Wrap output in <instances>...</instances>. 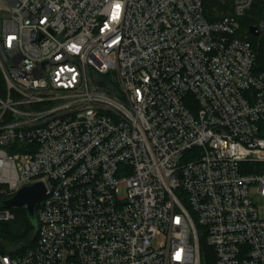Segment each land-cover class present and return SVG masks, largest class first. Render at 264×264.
<instances>
[{
	"label": "built area",
	"instance_id": "1",
	"mask_svg": "<svg viewBox=\"0 0 264 264\" xmlns=\"http://www.w3.org/2000/svg\"><path fill=\"white\" fill-rule=\"evenodd\" d=\"M252 1L0 0V195L45 187L0 264H264Z\"/></svg>",
	"mask_w": 264,
	"mask_h": 264
},
{
	"label": "trees",
	"instance_id": "2",
	"mask_svg": "<svg viewBox=\"0 0 264 264\" xmlns=\"http://www.w3.org/2000/svg\"><path fill=\"white\" fill-rule=\"evenodd\" d=\"M202 10L208 22L220 20L225 15V10L219 0H201ZM226 16V15H225ZM240 35L253 49L255 53V70L264 73V31L256 36L249 34L250 27H258L264 23V5L253 7L240 20ZM0 201H5L0 195ZM13 220L0 222V253L12 256H22L27 249L36 244V228L30 222L24 209L11 210ZM202 264H213L212 249L202 240L200 241Z\"/></svg>",
	"mask_w": 264,
	"mask_h": 264
},
{
	"label": "water",
	"instance_id": "3",
	"mask_svg": "<svg viewBox=\"0 0 264 264\" xmlns=\"http://www.w3.org/2000/svg\"><path fill=\"white\" fill-rule=\"evenodd\" d=\"M252 36L257 35V27H250L248 30ZM45 195V187L38 182L29 187L21 188L12 198L0 201L1 210H18L24 209L30 222L37 230L35 211L40 207Z\"/></svg>",
	"mask_w": 264,
	"mask_h": 264
},
{
	"label": "rangeland",
	"instance_id": "4",
	"mask_svg": "<svg viewBox=\"0 0 264 264\" xmlns=\"http://www.w3.org/2000/svg\"><path fill=\"white\" fill-rule=\"evenodd\" d=\"M262 4V0H253V7H259ZM225 10V15L230 13L229 7L221 8ZM224 15V16H225ZM256 205L259 208V216L264 219V201H256ZM163 237L156 238L152 241V246L158 247L163 242Z\"/></svg>",
	"mask_w": 264,
	"mask_h": 264
},
{
	"label": "snow or ice",
	"instance_id": "5",
	"mask_svg": "<svg viewBox=\"0 0 264 264\" xmlns=\"http://www.w3.org/2000/svg\"><path fill=\"white\" fill-rule=\"evenodd\" d=\"M116 7H117V9H118V8H119V5H117Z\"/></svg>",
	"mask_w": 264,
	"mask_h": 264
}]
</instances>
